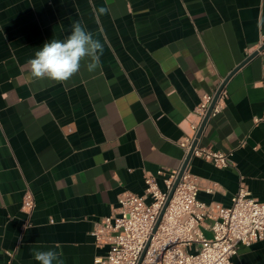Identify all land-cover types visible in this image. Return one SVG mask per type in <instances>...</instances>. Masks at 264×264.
Wrapping results in <instances>:
<instances>
[{
	"label": "crops",
	"instance_id": "obj_1",
	"mask_svg": "<svg viewBox=\"0 0 264 264\" xmlns=\"http://www.w3.org/2000/svg\"><path fill=\"white\" fill-rule=\"evenodd\" d=\"M77 20L104 45L100 66L32 78L29 59ZM263 45L264 0H0V264H38L33 249L57 245L63 264H95L108 250L96 224L118 216L123 192L144 195L148 176L164 189L158 172L179 169L203 98ZM224 90L200 145L232 165L192 159L216 188L199 199L230 206L244 182L264 202V50ZM233 262L264 264V241Z\"/></svg>",
	"mask_w": 264,
	"mask_h": 264
},
{
	"label": "built area",
	"instance_id": "obj_2",
	"mask_svg": "<svg viewBox=\"0 0 264 264\" xmlns=\"http://www.w3.org/2000/svg\"><path fill=\"white\" fill-rule=\"evenodd\" d=\"M215 95L203 98L195 111L198 121L191 125L193 134L178 142L184 151L179 169L158 172L164 189L157 177L148 176L144 195L123 192L118 216L105 217L96 224L91 234L98 247L108 250L96 257L95 264H234L241 245L264 241V202L254 198L244 182L230 206L199 199L201 191L213 194L216 188L203 185L191 172L192 159L201 158L217 168L232 165V152L201 146L200 139L194 146ZM225 97L223 89L211 117L221 113ZM34 208L35 201L28 193L23 209L30 213Z\"/></svg>",
	"mask_w": 264,
	"mask_h": 264
},
{
	"label": "clouds",
	"instance_id": "obj_3",
	"mask_svg": "<svg viewBox=\"0 0 264 264\" xmlns=\"http://www.w3.org/2000/svg\"><path fill=\"white\" fill-rule=\"evenodd\" d=\"M106 7H100L97 15L107 14ZM104 45L100 39L94 38L82 21L72 24L71 34L63 40L52 39L43 44L35 52L34 58L29 59L31 77L35 79H50L56 82H66L81 69V62L90 59L87 64L89 72L100 66ZM52 249H33L32 255L38 264H63L62 252Z\"/></svg>",
	"mask_w": 264,
	"mask_h": 264
},
{
	"label": "water",
	"instance_id": "obj_4",
	"mask_svg": "<svg viewBox=\"0 0 264 264\" xmlns=\"http://www.w3.org/2000/svg\"><path fill=\"white\" fill-rule=\"evenodd\" d=\"M264 50V45L262 46V47H260V49L257 51V52H255V53H253L252 55H250L241 65H239L228 77H227V79L224 81V83L220 86V88L218 89V91H217V93H216V95H215V98H214V100H213V102H212V104H211V106H210V109H209V111H208V113H207V115H206V117H205V119H204V121H203V123H202V125H201V128H200V130H199V132H198V134H197V137H196V141L194 142V146L198 143V141H199V139H201V137H202V135H203V133H204V130H205V128H206V126H207V124H208V122H209V119L211 118V115H212V111H213V108H214V106H215V104H216V102H217V100H218V98H219V96H220V94H221V92L223 91V89L225 88V85H226V83H227V81L231 78V76L235 73V72H237L242 66H244L247 62H249L251 59H253L254 57H256L260 52H262ZM189 160H191V155L188 157V159H187V161H186V163H185V165H184V168H183V170H182V172L184 171V169H185V167H186V165H187V163L189 162ZM182 172H181V174H180V176H179V179H180V177H181V175H182ZM179 179H178V181H179ZM178 181L176 182V184L178 183ZM171 195H172V193H171ZM171 195H170V198H171Z\"/></svg>",
	"mask_w": 264,
	"mask_h": 264
},
{
	"label": "rangeland",
	"instance_id": "obj_5",
	"mask_svg": "<svg viewBox=\"0 0 264 264\" xmlns=\"http://www.w3.org/2000/svg\"><path fill=\"white\" fill-rule=\"evenodd\" d=\"M206 235H207L208 237H211V236H212V233H211V232H206Z\"/></svg>",
	"mask_w": 264,
	"mask_h": 264
}]
</instances>
